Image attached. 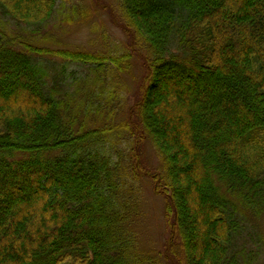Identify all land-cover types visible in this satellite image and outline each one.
I'll use <instances>...</instances> for the list:
<instances>
[{
	"label": "trees",
	"instance_id": "16d2710c",
	"mask_svg": "<svg viewBox=\"0 0 264 264\" xmlns=\"http://www.w3.org/2000/svg\"><path fill=\"white\" fill-rule=\"evenodd\" d=\"M114 1L119 54L0 23V264H264V0ZM56 4L0 12L38 26ZM133 57L144 78L121 121L111 81ZM53 59L85 73L52 76ZM145 141L159 168L142 169ZM140 178L171 203L158 252L129 234Z\"/></svg>",
	"mask_w": 264,
	"mask_h": 264
},
{
	"label": "rangeland",
	"instance_id": "374dc122",
	"mask_svg": "<svg viewBox=\"0 0 264 264\" xmlns=\"http://www.w3.org/2000/svg\"><path fill=\"white\" fill-rule=\"evenodd\" d=\"M56 8L54 16L48 22L38 26L17 24L13 20L7 19L1 12L0 23L6 27L7 34L11 36L20 34L21 31L28 35L30 30L38 29L40 37L32 40V43L52 49L87 50L103 54L108 52L119 54L127 50V36L117 26L115 18L112 16L113 14L116 15V18L118 16L117 3L114 0H57ZM53 60L44 63L48 71H51L52 76L60 72L62 67L65 68L66 77L72 72L82 75L85 70L84 66L73 62ZM130 61L128 71L118 74L117 78L111 81L120 99L117 104L115 103V107L119 112L116 118H120L121 121H126L128 110L135 101L140 88V81L142 82L144 78L142 62L136 57L131 58ZM139 152L142 169L159 168L158 157L150 142L141 143ZM139 180L141 193L139 199L142 201L143 210L140 213L143 217L139 222V228L137 226L139 217L134 220V228H131L132 231H129V234L138 236V245L149 249V251L158 252L164 245L169 220L172 218L171 203L167 196L155 194L149 178H140ZM261 224L260 231L264 236V217L261 219ZM261 254H264V250ZM263 260L264 256L260 261ZM166 264H171V262L166 259Z\"/></svg>",
	"mask_w": 264,
	"mask_h": 264
}]
</instances>
